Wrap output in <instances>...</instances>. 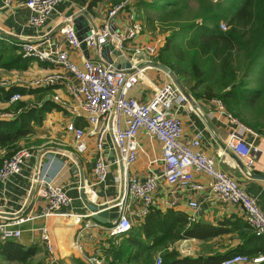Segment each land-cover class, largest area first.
<instances>
[{"label":"crops","instance_id":"crops-1","mask_svg":"<svg viewBox=\"0 0 264 264\" xmlns=\"http://www.w3.org/2000/svg\"><path fill=\"white\" fill-rule=\"evenodd\" d=\"M70 1V3L64 1L59 3L56 7L57 12L49 15L41 27L33 29L27 25L30 12L25 6L17 1L0 0V40L5 45L2 51L4 58L9 55H20L23 58L20 64L24 65V67L8 69L0 66V78L6 80V86L2 88L18 87L24 90L23 93L15 91L20 95V99L16 101L22 103V106L15 111L9 107L16 101H0V111L9 113L0 119H10L19 111L41 107L46 101L56 105V108L43 113L40 124L34 125L31 133L16 142L19 145L16 148L26 145L31 149L32 154L21 166L20 171L11 175L2 185L0 222H7L10 227L19 228V237L11 240L24 247L34 248V253L27 264L38 262L92 264L89 262L90 257L96 258L99 264H107L112 258L109 249L113 245L120 244L123 234L111 235L108 230L111 223L101 224L94 220L86 203H113L116 200H118L119 214H124L131 222L130 229H135L144 223L152 211L166 213L170 210V228L177 223L179 226L180 218H184L186 225L184 223L183 227L188 228L197 224V234H203L204 230L210 233L217 232L210 237L194 236L167 240L166 243L155 248L152 261L157 255H161L163 259V254L166 252H173L176 259H192L194 262L189 264L219 261L230 252L257 255L253 252L262 246V239H250L254 232L246 224L243 209L238 205L221 201L207 188L179 187L160 177L158 186L152 194V204L148 212L140 214L141 203L128 195L123 181L115 182L114 176L123 179V176L129 174L144 178L151 174L163 173L161 144L145 130H140L138 133L137 159L127 170L121 162L114 163L119 153L113 145L111 134L110 140L104 139L102 155L108 163V175L103 183L95 184L93 165L98 154L96 136L90 133L85 114L76 107L75 102L66 92L64 83L33 84L35 79L47 73L64 71L50 61L22 56L19 46L23 42L31 41L39 48L65 49L68 58L75 63L81 62L84 58L99 61V51L96 47H89L87 53L81 47H69L60 34L58 26L61 23V15L76 14L82 11V7L87 9V16L90 17L92 26L93 24L98 26L102 23L106 10L103 9L101 0ZM134 3L135 0H132L118 15L116 18L118 25H122L131 16L140 19ZM140 6V9L144 10L142 3ZM140 21L144 27L143 21ZM144 22H146L145 17ZM143 29V32L131 43L152 41L153 36L145 28ZM157 56L154 60L158 58ZM110 58L118 62L117 55L112 53ZM64 74L65 80L72 78L70 74L65 72ZM169 82H172L171 78L163 71L154 67H145L138 83L128 90V94L145 100L152 96L157 86ZM184 91L188 98V107L178 110L184 139L198 137L200 140L198 150L207 156H212L216 167L227 173L254 198L258 207L264 212V178L254 176L264 175V134L254 130H252L254 133H244V139L255 148L252 165L247 167L246 159L235 155L227 146L228 136L234 125L226 115L216 110L212 98L193 95L186 89ZM53 96L58 100H54ZM67 122L86 132L84 151L79 152L75 149L73 136L64 130ZM7 155L8 151L0 148V163ZM35 174H45L51 178L55 184L64 189L71 198V203L56 212L44 215L43 201L36 194ZM193 180L195 183L206 185L209 177L203 172L193 170ZM189 201L197 202L198 207H189ZM17 218H22L23 221L16 225L14 220ZM205 225L209 228L206 229ZM41 227L46 229L50 237L52 247L50 253L45 250L41 241ZM140 237L143 239L142 234ZM147 243H152V240H148ZM133 251L134 247H130L126 253L131 254ZM2 262L15 261L0 260V263Z\"/></svg>","mask_w":264,"mask_h":264},{"label":"built area","instance_id":"built-area-1","mask_svg":"<svg viewBox=\"0 0 264 264\" xmlns=\"http://www.w3.org/2000/svg\"><path fill=\"white\" fill-rule=\"evenodd\" d=\"M7 2L17 1L20 5L29 10L27 25L38 29L61 2L70 0H6ZM132 0H123L106 10L102 23L90 27V34L83 41L87 47H96L98 51L102 45H111L117 49L122 56L130 63L129 74L125 68H116L112 63L105 65L100 60L95 61L84 58L81 62L75 63L68 58L65 49L52 50L39 48L35 43L26 41L21 43L20 51L22 56L33 57L41 61H50L71 75V79L65 80V74L60 72L47 73L33 81L36 85H51L62 82L66 92L75 102L76 107L85 114L90 133L96 136V149L98 154L94 159L93 174L95 184L103 183L108 175V163L102 155L103 141L111 134L114 147L118 150V157L114 163L121 162L127 170L137 159L138 141L137 136L140 130L157 139L161 144V159L164 164V171L161 175L151 174L141 178L137 175L126 174L123 179L115 175V182L123 181L128 195L141 203L140 214L148 212L152 204V194L158 186V179L162 177L171 184L179 187H190L193 189L207 188L221 201L229 202L241 207L245 213L246 224L257 235L264 236V212L258 207L254 198L248 195L245 190L232 180L227 173L216 167L212 156H207L198 150L200 140L198 137L184 139L182 120L178 110L188 107L187 96L173 83H165L157 86L150 98L140 100L128 94V90L138 83L143 75L144 68L139 65L153 61L158 55L163 39L153 37L151 42L131 43L143 32V24L134 16L118 25L116 18L123 12ZM82 11L87 9L82 7ZM61 15L62 25L59 32L67 45L71 48H79V41L76 39L72 19L76 15ZM225 29L224 24L220 25ZM1 38V34H0ZM111 57L112 50L108 49ZM99 57L100 56L99 51ZM6 86V80L0 78V87ZM20 95L12 93L8 101H16ZM54 100H58L53 96ZM219 113L226 115L234 125L231 129L227 146L238 157L246 159L245 165L250 167L253 162L252 144L244 139L245 132H251L248 126L243 124L237 117L232 115L219 98H212ZM9 113H1L5 117ZM64 130L70 133L75 140V149L82 152L86 149L84 136L86 132L73 123L67 122ZM264 134V133H263ZM31 149L21 147L16 149L10 156L2 159L0 163V209L2 185L14 174H17L24 162L31 156ZM193 170L205 173L209 177L206 185L195 183ZM36 194L43 201V214H51L71 203V198L64 189L55 184L45 174L34 176ZM189 207L197 208L195 201L188 202ZM22 218L14 220V224L22 222ZM97 225V224H96ZM131 227L130 220L124 215L114 220L108 227L111 235L125 233ZM20 235L17 227H10L7 222H0V240L16 239ZM40 238L45 250L51 252L50 237L44 227L40 228ZM89 262L99 264V261L90 257ZM161 255H157L151 264H162ZM264 255H247L236 253L229 255L219 261L205 262L201 264H262ZM49 264V263H46Z\"/></svg>","mask_w":264,"mask_h":264},{"label":"trees","instance_id":"trees-1","mask_svg":"<svg viewBox=\"0 0 264 264\" xmlns=\"http://www.w3.org/2000/svg\"><path fill=\"white\" fill-rule=\"evenodd\" d=\"M190 1L141 0L148 14L146 22L156 21L160 27L169 29L157 60L172 69L183 89L196 96L220 97L230 113L255 132L264 133L258 115L247 116L255 106L264 113V0H196L200 3L199 10L189 16L185 12ZM150 11H155L156 20L154 15H149ZM4 48L0 40L1 67H24L20 64L23 59L20 55L4 58ZM254 68L258 74L255 76L257 85L249 87ZM241 72L242 78L238 79ZM15 91L23 93L24 90L0 87V101H8ZM21 106L22 103L16 101L9 109L15 111ZM52 108L56 105L46 101L41 107L19 111L10 119H0V148L8 151L7 157L16 150L19 138L31 133L33 126L40 124L43 113ZM179 222V226L177 223L170 228V210L166 213L152 211L144 223L130 229L126 235L123 233L120 244L109 249L112 258L107 264H151L155 248L167 240L217 234L206 230L197 234V224L185 228L186 219L180 218ZM254 238L262 239V246L253 253L264 255V236L253 233L250 239ZM148 240L152 243H147ZM130 247H134V251L128 254L126 251ZM33 253L34 248L24 247L11 239L0 242L2 261L27 264ZM236 253L240 252H230L225 257ZM190 262L194 261L176 259L173 252L163 254L162 264Z\"/></svg>","mask_w":264,"mask_h":264},{"label":"water","instance_id":"water-1","mask_svg":"<svg viewBox=\"0 0 264 264\" xmlns=\"http://www.w3.org/2000/svg\"><path fill=\"white\" fill-rule=\"evenodd\" d=\"M73 30L76 36V39L79 41V47L85 50L87 53V44L84 38L90 34V27L92 26L90 17L87 16L85 12L81 14H76L72 19ZM62 23L58 27H60ZM108 49L112 50L114 55H117L118 62H114L112 58L108 55ZM100 61L107 65V63H112L116 68H125V72L128 75L130 70V63L127 61L125 56H122L117 49H114L111 45H102L100 47ZM88 56V55H87ZM140 68L144 67H154L157 68L164 73H166L172 80V82L184 93V89L176 76V74L170 69L168 66L158 62V61H149L147 63L139 65ZM110 135V134H109ZM109 135H107V139L110 140ZM111 143V142H110ZM112 146V143H111ZM256 178H264V175H254ZM118 200L113 203H102V204H94V203H86V207L91 211V217L101 224H107L108 222L112 223L119 216V206L117 205Z\"/></svg>","mask_w":264,"mask_h":264},{"label":"rangeland","instance_id":"rangeland-1","mask_svg":"<svg viewBox=\"0 0 264 264\" xmlns=\"http://www.w3.org/2000/svg\"><path fill=\"white\" fill-rule=\"evenodd\" d=\"M120 1H123V0H101V2H102V4H103V9H105V10H107V9H109L112 5H114V4H116V3H118V2H120ZM139 1V2H138ZM141 0H135V6H136V8L138 9V13H139V15H140V19L139 20H142L143 21V23H144V28H145V30L151 35V36H156V37H161L163 40V45L161 46V48L160 49H162L163 48V46H164V43H165V39H166V36L168 35V33H169V29L167 28V29H165V26L163 27L164 28V30H163V28H162V26L160 27V25H159V23H157L156 21L155 22H153V23H147V22H144V17L146 16V15H148L146 12H145V9L143 10H141L140 9V2ZM199 7H200V3L198 2V1H196V0H191L190 2H189V4H188V6H187V8H188V10L185 12V15H189V16H192L197 10H199ZM140 9V10H139ZM150 14L149 15H151L152 17H153V15L155 16V20H156V18H157V14L155 13V11H150L149 12ZM158 56H159V53H158ZM157 56V57H158ZM154 60V59H153ZM157 60V59H156ZM156 60H154V61H156ZM158 61V60H157ZM158 62H160V61H158ZM161 63V62H160ZM255 71H256V68H254V70H253V72L251 73V77H252V79H251V81H249V87H256V85H257V83H256V80H255V76L256 75H258V74H256L255 73ZM242 72L241 73H239V75H238V79H240V78H242ZM249 76V77H250ZM200 90V89H199ZM214 98H219V99H221L220 97H214ZM259 105H260V103H259ZM254 110L253 111H248V113H247V116L249 117V118H252L254 115H258V119L260 120V127H264V113H263V110L261 109V108H256V106L253 108ZM1 113H6V112H1L0 111V114ZM231 114L232 115H234L232 112H231ZM254 114V115H253ZM235 116V115H234ZM238 118V117H237ZM243 123V122H242ZM244 124V123H243ZM17 145V144H16ZM17 146H19V145H17ZM21 147H25V148H29L28 146H26V145H22ZM21 147H19V148H21ZM16 149H18V148H16ZM0 264H18V263H16V262H2V263H0ZM34 264H40V262H38V263H34ZM263 264V263H262Z\"/></svg>","mask_w":264,"mask_h":264}]
</instances>
